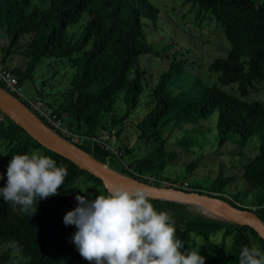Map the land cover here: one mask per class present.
Masks as SVG:
<instances>
[{
	"label": "trees",
	"instance_id": "obj_1",
	"mask_svg": "<svg viewBox=\"0 0 264 264\" xmlns=\"http://www.w3.org/2000/svg\"><path fill=\"white\" fill-rule=\"evenodd\" d=\"M41 1L0 0V30L10 38L3 59L12 55L21 40L31 36L28 42L30 70L45 58H68L77 66L71 81L72 95L69 93L73 101L62 103L61 109L54 107L60 117L63 118V113L69 114L78 126H86L93 134L103 114L114 110L117 95L123 93L127 111L113 122L126 120L139 106L145 90L144 70L135 65L143 54L160 53L148 41L145 31V19L156 20L157 8L149 0ZM183 2L190 3L201 20L208 13L215 19L230 44L228 54L210 63V70L218 75L215 80L196 75L191 84H179L188 72L187 60L179 59L177 54L172 56L169 68L160 74L154 86L156 103L139 124L140 138L158 141L159 147L132 160L121 172L151 182L145 174L161 171L170 160L164 135L180 124L207 119L217 110L221 144L231 133L241 135L243 141L260 135V153L245 162L243 168L248 182L264 192V102L243 97L264 80V0ZM84 13L90 19L80 37L71 41L68 28L78 24ZM234 84H238L242 96L226 88ZM175 86L179 91L174 92ZM76 144L101 162L112 153L99 142L93 148L86 141ZM34 151L51 157L58 166H66L68 175L57 195L37 200L36 212L32 215L19 212L0 197V246L14 243L25 264H90L71 242L75 225L65 226L63 217L77 206L74 190L81 181L103 185L102 180L43 146L0 110V173L4 174L0 187L6 186L7 166L12 155ZM196 166L197 161L191 162L188 171ZM233 180L231 176H220L207 194L238 206L222 195ZM152 184L162 186L160 182ZM171 184L166 187H176L177 180ZM104 190L106 192V188ZM154 200L151 198L157 211L168 210ZM258 200L264 204V195ZM169 211L176 221L177 238L184 242L185 249L199 250L205 257V264H238L244 246L257 244L264 250V239L248 225ZM254 212L264 215V207ZM13 246L3 252L1 258L6 257Z\"/></svg>",
	"mask_w": 264,
	"mask_h": 264
},
{
	"label": "rangeland",
	"instance_id": "obj_2",
	"mask_svg": "<svg viewBox=\"0 0 264 264\" xmlns=\"http://www.w3.org/2000/svg\"><path fill=\"white\" fill-rule=\"evenodd\" d=\"M149 1L157 8V17L156 20L145 19V31L147 30L148 41L160 53L143 54L135 65V68L144 70L145 90L139 106L133 109L126 120L114 123L115 118H120L127 111L124 94L119 93L114 110L103 114L93 134L89 133L86 126H78L76 120L69 114L63 113L65 125L76 134L85 136L84 141L87 145L93 148L96 142H99L112 147V153L103 163L110 169L116 170L115 172L120 176L123 166L159 147L158 141H146L140 138L139 124L156 103L154 86L160 74L169 68L172 56L177 54L179 59L187 60L188 72L179 80V84H191L196 75L215 80L218 75L210 70V63L217 57L226 56L230 47L223 30L209 13L201 20L192 5L184 3L183 0ZM89 19L90 16L84 13L78 24L68 28L71 41L80 37ZM30 39L31 36H27L21 40V43L14 47L12 55L4 60L5 48L10 44V38L5 31L0 30V67L15 70L16 76L21 78L20 84L27 95L40 97L49 105L61 109L62 103H70L74 99L69 93L72 95L71 81L77 66L68 58H45L30 70L31 56L28 55ZM226 88L242 96L238 84ZM177 91L179 88L175 86L174 92ZM243 97L249 100L260 99L264 102V80L258 82L248 96L243 95ZM218 116L219 112L216 110L209 118L202 119L198 123H183L170 129L164 135V138H167L166 152L170 159L168 164L161 171L148 172L144 177L151 181L149 183L160 182L162 186L172 185L171 181L176 179L177 184L186 186L193 190L192 192L208 193L220 176H231L234 180L225 187L223 197L234 200L239 208L253 211L263 208L264 204H260L258 199L264 195V192L248 182L243 168L245 162L260 153V135H253L243 141L241 135L231 133L221 144V135L217 126ZM115 149H119L122 154L115 155ZM2 155L1 160L4 161L5 156ZM193 161H197V166L192 171H188L189 164ZM125 176L134 178L128 174ZM104 189L103 185L92 181H81L75 187L74 194L88 195L89 198L94 199L99 194H106ZM154 202L168 210L180 211L190 216L223 220L218 216L205 214V208L193 203L163 199H156ZM256 214L264 223V215ZM13 244L7 242L0 246V264H25L20 256L14 254V249H10V253L1 258L2 253L9 250Z\"/></svg>",
	"mask_w": 264,
	"mask_h": 264
},
{
	"label": "clouds",
	"instance_id": "obj_3",
	"mask_svg": "<svg viewBox=\"0 0 264 264\" xmlns=\"http://www.w3.org/2000/svg\"><path fill=\"white\" fill-rule=\"evenodd\" d=\"M67 175L66 166H58L49 156L35 151L15 154L0 197L19 212L32 215L37 200L57 195ZM75 199L77 206L66 212L63 222L75 225L71 242L90 264H205L199 250L185 249L176 236L173 214L156 210L146 186L112 185L94 199L79 193ZM13 247L19 256L20 249ZM238 264H264V250L257 244L244 246Z\"/></svg>",
	"mask_w": 264,
	"mask_h": 264
},
{
	"label": "water",
	"instance_id": "obj_4",
	"mask_svg": "<svg viewBox=\"0 0 264 264\" xmlns=\"http://www.w3.org/2000/svg\"><path fill=\"white\" fill-rule=\"evenodd\" d=\"M0 110L25 129L34 139L49 150L64 156L101 179L104 187L123 185L134 188L137 185L146 186L153 199L172 200L184 203H193L202 206L211 216H218L223 220L248 225L264 237V223L262 219L250 209L239 208L229 201L201 192H192L184 189L158 186L152 183L129 178L116 179L103 167V162L96 159L82 147L64 138L51 129L45 122L37 117L25 103L0 85ZM116 171V170H115ZM121 173V172H119ZM125 176V174L121 173Z\"/></svg>",
	"mask_w": 264,
	"mask_h": 264
},
{
	"label": "built area",
	"instance_id": "obj_5",
	"mask_svg": "<svg viewBox=\"0 0 264 264\" xmlns=\"http://www.w3.org/2000/svg\"><path fill=\"white\" fill-rule=\"evenodd\" d=\"M0 83L1 86L8 90L10 93L19 98L23 103L27 105V107L43 122H45L51 129L62 135L67 140L72 143H77L78 141H84L86 139L85 136H81L76 134L71 129H69L65 125V121L62 117H60L57 112L54 110V107L46 103L40 97H34L27 95L24 92L22 85L15 73L11 70L3 69L0 67ZM103 147L112 149L108 144L103 143ZM115 154L121 155L122 152L119 149H115ZM179 189H188L186 186H182L181 184H175Z\"/></svg>",
	"mask_w": 264,
	"mask_h": 264
},
{
	"label": "bare ground",
	"instance_id": "obj_6",
	"mask_svg": "<svg viewBox=\"0 0 264 264\" xmlns=\"http://www.w3.org/2000/svg\"><path fill=\"white\" fill-rule=\"evenodd\" d=\"M102 167L112 176V177H114V178H116V179H127V177L126 176H124V175H118L113 169H110V167H108L107 166V164H105V163H103L102 164ZM204 213L206 214L207 213V210L205 209L204 210Z\"/></svg>",
	"mask_w": 264,
	"mask_h": 264
}]
</instances>
